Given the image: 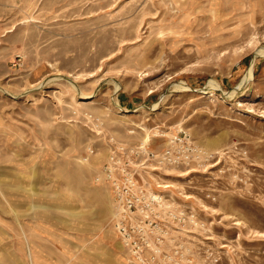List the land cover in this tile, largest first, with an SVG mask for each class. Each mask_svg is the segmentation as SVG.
I'll use <instances>...</instances> for the list:
<instances>
[{
    "label": "rangeland",
    "instance_id": "1",
    "mask_svg": "<svg viewBox=\"0 0 264 264\" xmlns=\"http://www.w3.org/2000/svg\"><path fill=\"white\" fill-rule=\"evenodd\" d=\"M178 132L210 160L146 181L198 223L146 264H264V0H0V264H140L96 178Z\"/></svg>",
    "mask_w": 264,
    "mask_h": 264
},
{
    "label": "built area",
    "instance_id": "2",
    "mask_svg": "<svg viewBox=\"0 0 264 264\" xmlns=\"http://www.w3.org/2000/svg\"><path fill=\"white\" fill-rule=\"evenodd\" d=\"M210 158L185 132L176 133L159 151L144 143L112 146L96 180L109 185L113 227L134 260L140 264L154 263V255L161 250L162 236L169 231L171 220L198 223L195 213L177 211L179 207L172 200L154 192L146 181V174L164 166L201 165ZM154 233L161 235L155 241Z\"/></svg>",
    "mask_w": 264,
    "mask_h": 264
},
{
    "label": "bare ground",
    "instance_id": "3",
    "mask_svg": "<svg viewBox=\"0 0 264 264\" xmlns=\"http://www.w3.org/2000/svg\"><path fill=\"white\" fill-rule=\"evenodd\" d=\"M153 92V90L152 91H150V93H152ZM87 98H90L89 96H87L86 98H82V99H87ZM125 112H127L128 110H124ZM144 141L145 142H147V141H149V136L147 135L146 137H145V139H144ZM77 216L76 217H79V216H81V214H76ZM117 234V233H116ZM122 244V243H121ZM120 243H115V247L116 248H122V245H121ZM32 258V257H31Z\"/></svg>",
    "mask_w": 264,
    "mask_h": 264
},
{
    "label": "crops",
    "instance_id": "4",
    "mask_svg": "<svg viewBox=\"0 0 264 264\" xmlns=\"http://www.w3.org/2000/svg\"><path fill=\"white\" fill-rule=\"evenodd\" d=\"M114 231V230H113ZM114 233H115V238H116V232L114 231Z\"/></svg>",
    "mask_w": 264,
    "mask_h": 264
}]
</instances>
